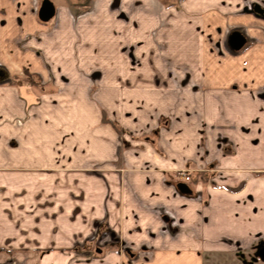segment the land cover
<instances>
[{"label": "crops", "instance_id": "1", "mask_svg": "<svg viewBox=\"0 0 264 264\" xmlns=\"http://www.w3.org/2000/svg\"><path fill=\"white\" fill-rule=\"evenodd\" d=\"M42 1L0 0V264H65L54 245L8 248L16 205L30 206L26 192L48 188L50 173L79 182L86 162L121 154L132 174L120 186L104 174L107 205L130 204L131 190L143 206L134 223L154 237L144 258L110 264H198L231 233L227 222L240 239L264 231V40L231 31L233 54L216 51L228 25L256 27L250 16L226 21L225 0H55L43 21ZM172 211L185 225L178 238ZM205 216L216 228L194 237L193 217ZM105 220L118 229L112 213Z\"/></svg>", "mask_w": 264, "mask_h": 264}, {"label": "rangeland", "instance_id": "2", "mask_svg": "<svg viewBox=\"0 0 264 264\" xmlns=\"http://www.w3.org/2000/svg\"><path fill=\"white\" fill-rule=\"evenodd\" d=\"M47 1L52 6L56 3L55 0ZM224 3L226 5L224 8L226 21L230 20V22L234 23L232 21L233 16L248 14L249 18H251L250 22H254L252 26L256 24V27L248 30L243 23L239 22L228 25L222 34H218L220 40H218L219 45L216 46L217 52L225 55L233 54V50L228 43V36L231 31H236L251 41L261 42L264 40V0H231L230 2L225 0ZM86 4H88L86 0H80L74 6L81 8ZM34 5L37 6V4ZM255 6L261 9L260 13L254 11ZM234 19L236 20V18ZM261 87L260 93H264V85ZM247 127L249 125H243L241 131L247 132ZM120 138L121 136H118V139L114 141L115 147L121 146L123 143ZM124 143L128 144L129 141H124ZM131 143L136 144L135 141ZM119 148L118 146L117 149L119 150ZM130 151L134 152L135 150L130 149ZM121 155L118 158V162H111V164L109 163L110 165L104 161H94L91 162L93 163L92 165L86 162L81 167V171L85 172L82 173L83 177H80L79 182L78 178L74 177L73 174L66 175V181H57L58 175L50 173L48 176V188L34 189L32 194L26 192L31 204L30 206L28 204L16 205L15 208L21 210L22 213H17L16 231L13 237H9L7 240L8 248L13 247L14 243H17L16 247L21 249H30L33 245L35 246L39 243L54 245L59 247L54 248V250L60 253L66 252V257H63L65 264H110L113 257H115L114 261L120 262L123 259L125 261H135L148 255L146 252L152 249L154 237L151 224L145 227L143 224L134 223V220L138 218L137 209L143 208V206L135 205L137 200L131 194V190L128 191L130 204L123 205L122 198H118V206L107 205L106 199L109 197L104 187V174L108 171H113L115 180L119 176L121 181L122 178L126 180L132 174L131 169L123 163L124 158ZM91 170H95L97 173L90 172ZM183 171L186 172L184 169ZM186 174L188 175L187 172ZM263 174L258 173L256 175ZM193 176L194 174L188 175L189 181L187 184L194 182V180L196 182L198 177L194 178ZM120 183L118 184L119 186L121 185ZM114 187H116L115 184ZM189 189L188 196L193 198L200 197V188H198V192L192 191V187ZM234 190L227 192L236 193L239 189ZM112 191L116 192V189H112ZM0 192L5 195L7 191L2 190ZM120 192L126 191L121 189ZM6 197L8 198V195ZM224 197L229 196L225 194ZM224 197L222 199H225ZM206 198L207 196L201 197L205 201L203 202L204 204L206 203ZM225 202H229V200L226 198ZM7 207L6 205L2 209L5 210ZM148 210H151V208H148ZM30 212H32L31 215H29ZM108 213L113 214V219H116L118 229L112 228L111 223L105 220V216ZM165 214V217L169 216L167 213ZM124 215L125 217L127 216L129 221H124ZM150 215L152 216V214ZM204 219L206 220L193 217L192 223H190L192 226L190 227L194 237L200 235L201 229L212 230L216 228L217 221H212L210 216H205ZM121 220L124 222H121ZM180 221L181 219L177 213L172 211V238H178L177 236L183 233L184 228L181 231L182 228L180 226L185 225L181 224ZM226 226L231 233L224 237L222 246L218 248V251H210V249L203 251L199 255L198 264H264V260L258 253L260 248L264 249V231L257 228L250 231V238L240 239L239 237H233L234 228L231 221L227 222ZM12 232L13 230L10 231V234ZM162 232L169 233L167 228L162 230ZM187 233L189 232L187 231ZM12 240L13 242H11Z\"/></svg>", "mask_w": 264, "mask_h": 264}, {"label": "water", "instance_id": "3", "mask_svg": "<svg viewBox=\"0 0 264 264\" xmlns=\"http://www.w3.org/2000/svg\"><path fill=\"white\" fill-rule=\"evenodd\" d=\"M255 11L257 12H260V9L258 7L254 8ZM53 14V6L52 4L47 1V0H43V3H42V11L40 10L39 13H38V16L41 20L45 21L47 20L48 18H50ZM177 188L179 189L180 192H185L186 191V188H185V185H178ZM260 257L264 260V256H261Z\"/></svg>", "mask_w": 264, "mask_h": 264}, {"label": "flooded vegetation", "instance_id": "4", "mask_svg": "<svg viewBox=\"0 0 264 264\" xmlns=\"http://www.w3.org/2000/svg\"><path fill=\"white\" fill-rule=\"evenodd\" d=\"M42 3H43V1L40 3V5H39V8H38V13H39V11L41 10L42 11ZM53 15V14H52ZM237 34H232L231 35V39H233V38H236V37H234V36H236ZM258 253L261 255V256H264V249L263 248H260L259 249V251H258Z\"/></svg>", "mask_w": 264, "mask_h": 264}, {"label": "built area", "instance_id": "5", "mask_svg": "<svg viewBox=\"0 0 264 264\" xmlns=\"http://www.w3.org/2000/svg\"><path fill=\"white\" fill-rule=\"evenodd\" d=\"M178 175H179L180 177H182L184 181H186V182L189 181V177H188V175H187L186 172H184L183 170H182V171H179Z\"/></svg>", "mask_w": 264, "mask_h": 264}]
</instances>
